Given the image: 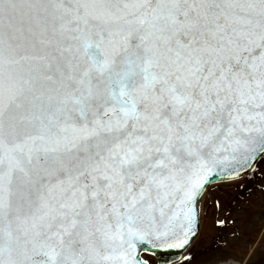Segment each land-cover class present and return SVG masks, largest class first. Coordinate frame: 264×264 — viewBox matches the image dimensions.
Returning a JSON list of instances; mask_svg holds the SVG:
<instances>
[{
    "label": "snow or ice",
    "instance_id": "1",
    "mask_svg": "<svg viewBox=\"0 0 264 264\" xmlns=\"http://www.w3.org/2000/svg\"><path fill=\"white\" fill-rule=\"evenodd\" d=\"M261 161L264 0H0V264L187 251Z\"/></svg>",
    "mask_w": 264,
    "mask_h": 264
},
{
    "label": "rangeland",
    "instance_id": "2",
    "mask_svg": "<svg viewBox=\"0 0 264 264\" xmlns=\"http://www.w3.org/2000/svg\"><path fill=\"white\" fill-rule=\"evenodd\" d=\"M261 164L264 161L257 165L258 171ZM252 178L253 174H249L244 181L236 182L239 188L221 182L212 184L209 189L212 199L208 203L215 209L216 216L222 218L215 205L216 198L220 197L225 208L236 216V222L228 219L221 226L215 219L202 217L201 235L174 264H217L221 259L238 264H260L264 260V192L256 191L262 183L258 176L254 183H248ZM245 185L252 191H248ZM241 194L243 198L238 199ZM241 208L245 209L243 213L238 211ZM211 211L208 210L209 216ZM224 215L228 216V211ZM233 231L238 235L233 236ZM189 255L193 257L192 260L185 261L184 257ZM143 257L151 264H157L149 254L143 253Z\"/></svg>",
    "mask_w": 264,
    "mask_h": 264
},
{
    "label": "water",
    "instance_id": "3",
    "mask_svg": "<svg viewBox=\"0 0 264 264\" xmlns=\"http://www.w3.org/2000/svg\"><path fill=\"white\" fill-rule=\"evenodd\" d=\"M218 181L219 179L213 183ZM184 251L185 250L183 249H165L161 247L152 248L148 246V250L146 252L152 253L156 257L158 264H169L178 260Z\"/></svg>",
    "mask_w": 264,
    "mask_h": 264
},
{
    "label": "bare ground",
    "instance_id": "4",
    "mask_svg": "<svg viewBox=\"0 0 264 264\" xmlns=\"http://www.w3.org/2000/svg\"><path fill=\"white\" fill-rule=\"evenodd\" d=\"M231 264H238L237 262H231Z\"/></svg>",
    "mask_w": 264,
    "mask_h": 264
},
{
    "label": "trees",
    "instance_id": "5",
    "mask_svg": "<svg viewBox=\"0 0 264 264\" xmlns=\"http://www.w3.org/2000/svg\"><path fill=\"white\" fill-rule=\"evenodd\" d=\"M264 260H261V262H260V264H264V262H263ZM263 262V263H262Z\"/></svg>",
    "mask_w": 264,
    "mask_h": 264
}]
</instances>
